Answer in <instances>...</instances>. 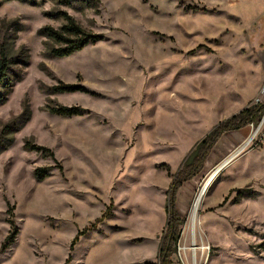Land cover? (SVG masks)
Returning a JSON list of instances; mask_svg holds the SVG:
<instances>
[{
	"label": "rangeland",
	"instance_id": "rangeland-1",
	"mask_svg": "<svg viewBox=\"0 0 264 264\" xmlns=\"http://www.w3.org/2000/svg\"><path fill=\"white\" fill-rule=\"evenodd\" d=\"M240 10V0H0L12 61L0 89V264H158L184 160L264 103V26ZM58 11L103 39L49 56L41 31L65 24ZM62 106L82 115L50 113ZM177 206L181 244L210 248L199 264H264V116L222 137Z\"/></svg>",
	"mask_w": 264,
	"mask_h": 264
},
{
	"label": "trees",
	"instance_id": "trees-1",
	"mask_svg": "<svg viewBox=\"0 0 264 264\" xmlns=\"http://www.w3.org/2000/svg\"><path fill=\"white\" fill-rule=\"evenodd\" d=\"M87 3L97 4L98 0H85ZM58 18L64 20L65 24L55 29L47 26L41 31V36L45 38V49L49 56L54 58L70 57L73 54L83 50L89 44H95L103 39L102 36L94 34L91 31L84 29L72 16L65 11L57 12ZM6 48L1 44L0 47V89L2 87H11L10 83H6L7 74L12 66L11 58L9 57ZM75 89L72 86L60 87L57 90L61 92H71ZM3 97L0 95V100ZM51 114L58 116H80L82 110L80 108H51ZM264 116V103L251 105L237 115L220 123L215 127L198 145L193 149L191 154L184 160L167 193L166 214L167 226L163 233V239L160 246L158 264H169L171 257L175 254L177 244L180 239L181 227L186 223V219L181 216L177 209V195L184 184L198 177L204 170L207 160L211 153L225 134L239 131L247 126L257 127ZM10 127H6L3 134ZM2 134V135H3ZM7 134V132H6ZM5 134V135H6ZM8 135L10 133L8 132ZM26 147L31 150H36L45 154H52L50 150L36 145L26 144ZM45 170L38 169L36 176L38 180H43ZM17 235L15 228L11 235L7 237L6 245L13 242Z\"/></svg>",
	"mask_w": 264,
	"mask_h": 264
},
{
	"label": "crops",
	"instance_id": "crops-1",
	"mask_svg": "<svg viewBox=\"0 0 264 264\" xmlns=\"http://www.w3.org/2000/svg\"><path fill=\"white\" fill-rule=\"evenodd\" d=\"M240 3H241V10H240L239 13H240L242 19L247 23V25H252V24L255 25V24H257L260 27L264 26V0H240ZM262 45L263 44H261L260 46H262ZM237 114H235V115H237ZM235 115H233V116H235ZM248 127L249 126L243 128V129H241L239 131H235V132H231V133L225 134L224 136L230 135V134H233V133L234 134L235 133L236 134H242V132L245 133V131L248 129ZM229 141H231L233 145H236V144H239L240 142H242L244 140L243 139H229ZM212 153H211V155H212ZM177 209H178V206H177Z\"/></svg>",
	"mask_w": 264,
	"mask_h": 264
},
{
	"label": "built area",
	"instance_id": "built-area-1",
	"mask_svg": "<svg viewBox=\"0 0 264 264\" xmlns=\"http://www.w3.org/2000/svg\"><path fill=\"white\" fill-rule=\"evenodd\" d=\"M258 103L259 100H257L256 104ZM237 155H239V153ZM183 237H184V233L181 232L180 239L177 244L176 252L171 257L169 264H199L198 263L199 259L197 255L200 254L199 258L202 259L206 254V252H209L210 248L204 245H202V247L198 246L195 238L193 239V241L190 242L189 246H186L185 244L182 245L181 244L182 239L185 240V238Z\"/></svg>",
	"mask_w": 264,
	"mask_h": 264
},
{
	"label": "bare ground",
	"instance_id": "bare-ground-1",
	"mask_svg": "<svg viewBox=\"0 0 264 264\" xmlns=\"http://www.w3.org/2000/svg\"><path fill=\"white\" fill-rule=\"evenodd\" d=\"M225 166V164L220 165L218 168H216L207 178V180L205 181L203 188L200 192V195L198 197V199L196 200L195 206H194V210H195V215L197 214V211L199 209V206L201 204L202 199L204 198V196L207 193V190L209 189V187L213 184L214 180L217 178L218 174L221 172V170L223 169V167Z\"/></svg>",
	"mask_w": 264,
	"mask_h": 264
}]
</instances>
